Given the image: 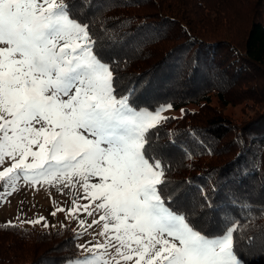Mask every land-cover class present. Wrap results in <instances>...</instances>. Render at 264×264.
Returning <instances> with one entry per match:
<instances>
[{"label":"trees","instance_id":"1","mask_svg":"<svg viewBox=\"0 0 264 264\" xmlns=\"http://www.w3.org/2000/svg\"><path fill=\"white\" fill-rule=\"evenodd\" d=\"M61 4L107 67L115 98L134 110H182L141 137L162 203L206 237L231 229L241 264H264V0ZM78 256L69 225L0 223V264Z\"/></svg>","mask_w":264,"mask_h":264},{"label":"rangeland","instance_id":"2","mask_svg":"<svg viewBox=\"0 0 264 264\" xmlns=\"http://www.w3.org/2000/svg\"><path fill=\"white\" fill-rule=\"evenodd\" d=\"M181 112L115 98L61 0H0V223L69 225L79 256L64 264H241L231 229L202 235L156 191L141 137Z\"/></svg>","mask_w":264,"mask_h":264}]
</instances>
